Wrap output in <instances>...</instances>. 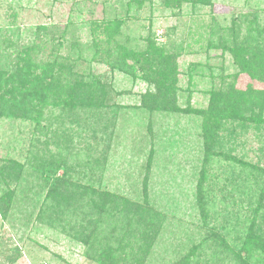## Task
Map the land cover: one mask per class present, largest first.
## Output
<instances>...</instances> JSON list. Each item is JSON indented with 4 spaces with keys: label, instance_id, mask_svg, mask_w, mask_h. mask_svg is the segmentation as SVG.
I'll use <instances>...</instances> for the list:
<instances>
[{
    "label": "rangeland",
    "instance_id": "374dc122",
    "mask_svg": "<svg viewBox=\"0 0 264 264\" xmlns=\"http://www.w3.org/2000/svg\"><path fill=\"white\" fill-rule=\"evenodd\" d=\"M133 1L0 0V69H9L21 45L35 47L30 51L35 62L47 57L51 42L39 41L47 36L38 27L53 33L52 43L64 30L66 43L57 53L78 58L74 71L100 76L109 90L101 121L93 111L72 114L61 105L53 106L52 97L38 122L0 116V164L11 158L22 165L17 180L0 182V198L8 201L6 215L0 211V264H99L86 255L84 243L39 217L53 180L37 168L30 152L47 161L50 151L58 153V148L73 181L106 190L118 203L145 209L140 210L144 215L140 219L128 217L138 219L132 223L137 228L147 224L153 232L147 243L131 240L134 244L122 256L125 264H171L183 256L189 264H237L233 246L251 231L253 215L263 211L264 175L251 165L264 154V128L248 124L246 129L238 120L224 121L234 134L224 136V146L217 152L210 149L207 157L199 110L232 87L251 84L264 90V82L240 71L231 52L209 46L215 33L230 36L227 29L239 16L240 34L237 40L227 39L230 47L246 43L247 20L264 37V0H211V6L183 0L170 7L161 0H144L141 6ZM119 17L124 22L118 38L127 46L142 48L150 37L177 53L175 112L155 111L142 103V96L154 87L145 72L130 75L95 60L98 56L90 44L94 22ZM5 36L12 44L7 45ZM72 40L76 44L69 49ZM56 129L59 133L53 135ZM65 144L71 153L64 150ZM228 154L238 160L224 157ZM62 174L60 168L54 176ZM198 191L208 193L206 206L200 204ZM111 206L106 203L107 215ZM109 218L100 226L102 234L126 223Z\"/></svg>",
    "mask_w": 264,
    "mask_h": 264
},
{
    "label": "trees",
    "instance_id": "16d2710c",
    "mask_svg": "<svg viewBox=\"0 0 264 264\" xmlns=\"http://www.w3.org/2000/svg\"><path fill=\"white\" fill-rule=\"evenodd\" d=\"M161 1L165 6L170 7L180 4L183 0ZM184 1H188L192 6H211L212 4L211 0ZM133 2L141 6L144 0ZM238 18L232 20L231 27L227 29L231 38L236 40L241 30L240 23L236 22ZM123 22L121 17L94 22L90 44L94 48L95 55L98 56V59L95 58V60L107 64L111 70L118 69L130 75H135L137 70L145 72L146 79L154 87L142 96V103L155 111L175 112L178 109L175 86L179 79V71L174 64L177 53L170 52L166 44L157 43L150 37L147 38L146 45L142 48L127 46L118 38ZM38 28L44 29L45 36H47L39 41L44 42V45L51 42L49 53L45 59L35 62L30 53L35 47L21 45L20 51L15 53L13 61H9V69H0V116L38 122L43 105H46L48 98L52 97L51 105L53 106L61 105L63 108L71 110L72 114L80 111L84 113L93 111L97 115V120L101 121V114L105 113L108 107L107 84H104V80L100 76H95L91 72L85 74V71L81 69H79L81 73L74 71V69L78 70V58H73L69 52L66 55L57 53L58 49L66 43L63 42L65 40L64 30L58 33L57 41L52 43L53 33L47 32L45 27ZM222 32L215 33L216 39H213L212 36L214 32L211 33L210 48L228 50L241 72L247 73L254 80L264 82V37L260 28L253 27L252 22L247 20L244 36L246 43L236 45L233 41L234 45L231 47L227 40L231 39L230 36H225L224 31ZM5 42L7 45L12 44L8 36H5ZM68 44L70 49L76 43L72 40ZM45 48L42 46L41 49ZM128 61L131 63L129 64ZM62 79L65 80L64 83H61ZM263 108L264 90L254 88L249 84L244 89L232 87L228 92H222L217 100H213L206 108L200 109L199 113L203 118L201 130L205 140V155L209 154L210 149L216 150V152L220 150L222 145L224 146L225 137L234 134L231 125L228 126L224 123L226 120H238L240 124L246 126L243 127L246 129L248 124H254L263 129ZM247 110L250 114L244 115V111ZM91 131L93 133L96 129ZM58 133L59 131L56 129L53 135ZM261 135L264 140V131ZM36 142L41 144L39 141ZM37 144L35 143V146ZM260 147L262 150L263 146ZM64 150L71 153L66 144ZM50 152L51 158H47V161L35 155L36 153L30 152V156L36 160L37 168L46 172L47 179L52 177L53 180L40 207V219L46 225L58 228L84 243L87 250L86 255L99 264H125V259L122 256H126L127 247L131 248V245L134 244V241L131 240L147 243L146 238L153 232V228L147 224L137 228L132 223L137 222L138 219H133V221L132 217H128L133 214L140 219L144 216L140 210L145 209L127 201L118 203L116 197L106 190L97 189L92 184L73 181L68 174V168L62 164L64 163L63 159L65 160L64 154L60 152L59 148L58 153ZM224 157L233 161L238 160V157L232 154L224 155ZM239 162L242 167L245 165L244 161ZM21 167L22 165L15 159L3 160L0 164V182L5 185L12 180H17L16 171ZM251 167L264 175V154ZM60 168H63V174L55 177V171ZM51 173L53 175H50ZM198 193L200 204L206 206L208 193L200 191ZM107 202L112 205L108 211L109 216L106 213ZM7 206V199L0 198L2 216L6 215ZM255 214L251 219V231L245 234L240 244L234 245L233 249L225 244L234 252L237 264H264V205L260 215ZM203 215L208 217L205 209H203ZM77 217L80 220H77ZM109 217L120 219L126 223L102 234L104 231L100 230V226L105 220L106 222L111 221ZM77 223L79 225L76 226ZM134 229L137 231L136 233H133ZM189 263V258L183 256L171 264ZM129 264H138V261H132Z\"/></svg>",
    "mask_w": 264,
    "mask_h": 264
}]
</instances>
